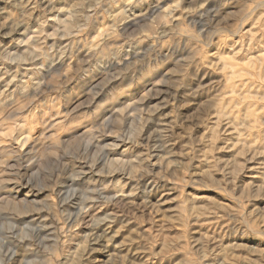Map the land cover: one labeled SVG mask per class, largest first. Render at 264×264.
Masks as SVG:
<instances>
[{"label":"rangeland","instance_id":"374dc122","mask_svg":"<svg viewBox=\"0 0 264 264\" xmlns=\"http://www.w3.org/2000/svg\"><path fill=\"white\" fill-rule=\"evenodd\" d=\"M0 262L264 264V0H0Z\"/></svg>","mask_w":264,"mask_h":264},{"label":"bare ground","instance_id":"6f19581e","mask_svg":"<svg viewBox=\"0 0 264 264\" xmlns=\"http://www.w3.org/2000/svg\"><path fill=\"white\" fill-rule=\"evenodd\" d=\"M154 6V5H153ZM152 7V6H151ZM156 8L157 7H152V8H150V10H151V12L153 13L155 10H156ZM205 16V15H204ZM195 22V21H194ZM88 145V144H87ZM93 146V145H92ZM96 146V145H95ZM90 148V147H89ZM89 155V154H88ZM95 156V155H94ZM61 162V161H60ZM99 162V161H98ZM102 164H103V162H102ZM29 166V165H28ZM27 166V167H28ZM95 166V165H94ZM30 167V166H29ZM28 167V168H29ZM27 168V169H28ZM26 169V170H27ZM75 172V171H74ZM82 173V172H81ZM73 175V174H72ZM22 178V177H21ZM15 180V179H14ZM29 181V180H28ZM15 182V181H14ZM26 182H27V180H26ZM25 182V183H26ZM57 182V181H56ZM145 183V182H144ZM65 184V183H64ZM145 184H147V183H145ZM25 185V184H24ZM26 185H27V183H26ZM149 185V184H148ZM30 186H32V185H30ZM69 185H67V186H65V188L66 187H68ZM152 186V185H151ZM15 187V186H14ZM146 187V186H145ZM30 188V187H29ZM69 188L70 187H68V190H69ZM63 189V188H62ZM58 190H60V189H58ZM71 190V189H70ZM69 190V191H70ZM87 190V189H86ZM61 191V190H60ZM90 193H93V192H91V191H89ZM99 192V191H98ZM95 194H96V191H95ZM99 194V193H98ZM91 196H92V194H90ZM102 195V194H101ZM100 196V195H99ZM72 197H73V195H72ZM72 197H71V199H72ZM98 196H96V198H97ZM112 197V196H111ZM110 197V198H111ZM69 198V197H68ZM74 198V197H73ZM95 198V197H94ZM99 198V197H98ZM61 199V198H60ZM85 199V198H84ZM88 199H90V198H88ZM91 199H93V198H91ZM106 199V198H105ZM77 200V199H76ZM75 200V201H76ZM107 200V199H106ZM66 201V200H65ZM71 201V200H70ZM73 202V204H74V206H75V204H76V202ZM82 201V200H81ZM109 201V200H108ZM79 202V201H78ZM77 202V203H78ZM63 203V202H62ZM67 203V202H66ZM65 203V204H66ZM70 203H72V202H70ZM69 204V203H68ZM81 204V203H80ZM80 204H76V206L75 207H77L78 209H77V211H76V213L73 215V213L71 212V210H70V212L72 213V217L73 218H71L69 215V219H68V221L66 222L67 224H66V226L68 225V223H71V222H74V221H76V220H79L80 222L81 221H84V219L87 217L88 218V220H90L91 218H90V213H89V211H82L83 209H85V207H83L82 205L80 206ZM65 206V205H64ZM73 206V207H74ZM75 209V208H74ZM25 212V211H24ZM74 212V211H73ZM23 213V212H22ZM20 215V214H19ZM66 218V217H65ZM94 218V217H93ZM67 219V218H66ZM26 221V220H25ZM66 221V220H65ZM64 221V222H65ZM92 221L94 222V220L92 219ZM41 222V221H40ZM96 222V221H95ZM24 223V222H23ZM27 223V222H26ZM75 223V222H74ZM57 224V223H56ZM55 224V225H56ZM39 225V224H38ZM57 225H59V224H57ZM89 225H91V224H89ZM40 226V225H39ZM51 226H53V225H51ZM65 226V225H64ZM92 226H94V225H92ZM92 226L90 227V231H92ZM44 228H45V226H44ZM30 229V228H29ZM37 229V228H36ZM41 229V228H40ZM50 229H52V228H50ZM63 229V228H62ZM31 230V229H30ZM34 230V229H33ZM39 233V232H38ZM37 233V234H38ZM49 233V232H48ZM63 234V233H62ZM94 234V233H93ZM36 235V234H35ZM40 237V236H39ZM86 237H87V233L85 234V236H84V238L86 239ZM41 239V238H40ZM42 240V239H41ZM32 242V241H31ZM44 243V242H43ZM27 250V249H26ZM95 250V249H94ZM10 252V251H9ZM14 253V252H13ZM12 253V254H13ZM16 253H18V252H16ZM53 253V252H52ZM26 254V253H25ZM10 255V254H9ZM15 255V254H14ZM48 255V254H47ZM16 256V255H15ZM11 257H12V255H11ZM4 258V257H3ZM13 258V257H12ZM14 259V258H13ZM18 259V258H17ZM23 259V258H22ZM12 260V259H11ZM21 260V259H20ZM9 262V261H8ZM1 263V262H0ZM11 263V262H10ZM14 262H12V264H13ZM26 263V262H25ZM20 264H21V262H20Z\"/></svg>","mask_w":264,"mask_h":264}]
</instances>
